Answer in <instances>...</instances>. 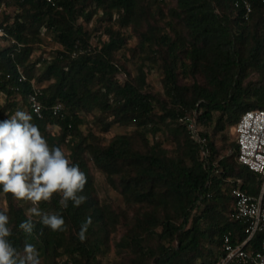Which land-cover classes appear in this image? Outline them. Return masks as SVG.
<instances>
[{"label": "trees", "instance_id": "1", "mask_svg": "<svg viewBox=\"0 0 264 264\" xmlns=\"http://www.w3.org/2000/svg\"><path fill=\"white\" fill-rule=\"evenodd\" d=\"M56 1L0 0L6 29L0 121L17 110L30 113L48 144L62 148L87 176L79 193L87 200L79 207L69 200L65 208L56 194L42 202V213L63 218V230L32 216L28 235L19 228L29 219L26 206L0 188V210H7L12 228L8 239L20 252L25 243L34 245L41 264H118L105 258L124 226L115 245L128 254L126 264L219 260L226 234L234 244L246 239L245 224L234 217L232 189L256 195L261 186L260 176L238 162L236 140L226 155L216 137L225 138L246 111L264 110V1ZM46 35L52 50L44 48ZM132 38L137 42L131 47ZM155 69L163 75L161 93L149 81ZM35 88L41 117L29 102ZM57 103L63 116L52 112ZM187 116L196 133L184 122ZM113 126L133 130L104 144L102 134ZM91 163L123 207L100 198ZM263 238L258 233L247 247L260 250Z\"/></svg>", "mask_w": 264, "mask_h": 264}, {"label": "clouds", "instance_id": "2", "mask_svg": "<svg viewBox=\"0 0 264 264\" xmlns=\"http://www.w3.org/2000/svg\"><path fill=\"white\" fill-rule=\"evenodd\" d=\"M32 119L27 111L17 110L10 118L0 121V188L15 200L32 205L27 210L29 219L19 225L28 235L35 227L32 216L41 217V222L53 231L63 230V218L42 213L41 202H50L56 194L61 196L60 204L65 208L69 200L76 207L87 200L79 195L87 184L85 173L67 158L62 148L48 144ZM6 213V209L0 210V264H41L34 245L25 243L20 252L10 242L12 228ZM91 223L89 217L82 225L78 234L81 241L86 239L85 232Z\"/></svg>", "mask_w": 264, "mask_h": 264}, {"label": "built area", "instance_id": "3", "mask_svg": "<svg viewBox=\"0 0 264 264\" xmlns=\"http://www.w3.org/2000/svg\"><path fill=\"white\" fill-rule=\"evenodd\" d=\"M45 1L57 6L56 0ZM245 7L249 13L251 7L248 2L245 3ZM1 11L2 7L0 13ZM5 37L6 29L0 23V39ZM24 79L22 76L21 80ZM40 94V89L35 88L29 95L31 108L38 117L42 116L44 109ZM52 112L56 116H63L64 106L57 103L53 106ZM183 120L189 124L192 132L196 133L197 124L192 118L187 116ZM233 129L238 145L237 160L260 176L261 186L256 195L248 194L239 187L232 189V196L235 199L234 217L245 224L246 239L240 244H234L231 236L226 234L222 242L224 256L212 264H264V238L260 250L254 251L247 247L258 233L264 234V110L246 111Z\"/></svg>", "mask_w": 264, "mask_h": 264}, {"label": "rangeland", "instance_id": "4", "mask_svg": "<svg viewBox=\"0 0 264 264\" xmlns=\"http://www.w3.org/2000/svg\"><path fill=\"white\" fill-rule=\"evenodd\" d=\"M169 4H173L175 0H170ZM13 11L12 8L7 10V13L10 14ZM3 15V11L0 13V17ZM91 28V27H90ZM136 39L132 38L130 42L128 43V46H134L136 44ZM94 43H97V39H94ZM5 42H0V46H4ZM55 45L50 35L45 36V44L44 48L48 50L54 49ZM129 69L135 74L136 65L134 63H129ZM162 78L163 75L159 71V69L153 70L149 74V81L151 83L152 91L155 93H161L162 92ZM4 103V97L0 95V104ZM88 127L94 129V131L97 134H100V127L96 126L95 124H92L91 122L88 124ZM57 128L54 129V132H57ZM133 128H124L119 126H113L112 129L102 134L103 143L108 144L110 140L116 135V134H124L129 133L132 131ZM216 142L219 148L222 149L223 154L230 155L231 150L229 148L230 144L235 142V135H234V129L233 126L229 129V132L227 133L226 137L223 138L222 134H219L216 137ZM91 165V172L95 177V182L99 191V196L103 201L106 202H112L115 205L118 206H124L122 197L118 194L117 191H115L111 186L108 185L106 181V176L95 167L93 163ZM22 203L26 206L27 210L32 206L29 202L22 201ZM42 203V202H41ZM40 203V204H41ZM5 204L4 200L0 199V205ZM125 233V227L122 226L119 228L118 232L113 236V239L111 241V251L109 255L105 258V262H112V261H118V264H126L127 263V257L128 254L126 253H118L116 248V242L119 241L122 236Z\"/></svg>", "mask_w": 264, "mask_h": 264}]
</instances>
